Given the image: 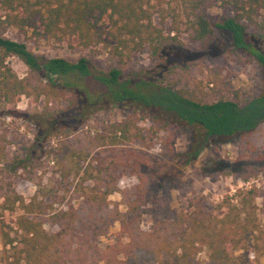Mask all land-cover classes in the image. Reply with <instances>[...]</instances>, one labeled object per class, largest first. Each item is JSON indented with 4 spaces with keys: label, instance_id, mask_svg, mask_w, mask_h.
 Instances as JSON below:
<instances>
[{
    "label": "trees",
    "instance_id": "obj_1",
    "mask_svg": "<svg viewBox=\"0 0 264 264\" xmlns=\"http://www.w3.org/2000/svg\"><path fill=\"white\" fill-rule=\"evenodd\" d=\"M218 1L230 14L211 24L205 13L210 0H0V111L12 114L21 96L35 101L45 96L48 104L50 98L63 96V87L72 86V77L77 75L112 88L115 103L135 104V108L152 111L153 119L164 124L174 119L190 127L194 139L190 150L184 153L187 163L199 155L212 137L226 141L253 132L264 122V94L243 105L224 98L204 101L186 85H180L178 78L167 80L173 65L163 71L166 48L170 43H179L176 34L181 29L203 46L216 32L228 34L232 49L249 54L264 71V0ZM37 24L44 35L75 37L83 47L109 40L110 52L120 62L147 46L158 61L161 74H134L121 80L118 67L94 74L85 57L70 61L37 56L24 41L5 35L10 26L24 30ZM10 56L25 64L24 76H18L7 64ZM135 119L129 115L123 123L112 125L108 147L141 137L134 129ZM51 131L46 134L53 135ZM57 132L54 129V135ZM79 133L78 147L72 154L85 158L93 151L99 153L90 156L88 168L83 169L74 186L73 192L80 201L53 207L60 202L20 200L23 213L15 218L16 236L4 230L10 224L0 214L2 264H264L259 259L264 255V222L257 214L256 198L261 197L257 188L240 190L236 202L212 207L191 204L189 211L175 219L156 221L145 230L138 212L146 197L140 170L145 157L131 150L103 157L107 149L103 136L83 130ZM91 159L97 161L95 166ZM127 176L138 180L119 188V180ZM88 180L92 184L84 183ZM114 192L120 193L119 202L109 199ZM13 193V202L0 207L10 208L19 200L18 194ZM119 204L126 210L121 211ZM111 219L119 221V236L126 237V241L119 237L116 243L101 250L98 237L104 234ZM45 224L55 229L48 230ZM203 249L206 259L201 261L199 253Z\"/></svg>",
    "mask_w": 264,
    "mask_h": 264
},
{
    "label": "rangeland",
    "instance_id": "obj_2",
    "mask_svg": "<svg viewBox=\"0 0 264 264\" xmlns=\"http://www.w3.org/2000/svg\"><path fill=\"white\" fill-rule=\"evenodd\" d=\"M205 13L211 24L230 14L222 9L218 0H210ZM42 30L39 24L24 30L10 26L5 35L24 41L37 56L63 57L70 61L85 57L94 74L118 67L121 80L134 74L158 76V61L150 55L147 46L120 62L110 52L109 40L83 47L75 37L60 33L48 36ZM176 37L179 43H170L164 53L163 71L169 65L174 66L167 80L178 78L176 81L180 85H186L199 98L209 102L224 98L243 105L264 94L263 68L249 54L234 51L228 34L216 32L205 46L183 29ZM7 64L20 77L27 72L25 64L16 56L8 57ZM72 81V86L63 87V96L50 98L48 104L45 96L37 101L21 96L12 114L0 111V205L8 206L13 202L16 198L13 192L19 199L10 208L0 207V214L10 224L3 228L11 236H16L15 218L23 213L20 200L24 203L32 198L60 202L53 207L76 205L80 201L73 192L74 186L83 169L88 168L90 156L99 155L97 150L86 154L85 158L72 154L77 150L76 136L80 135V130L103 136L107 148L103 157L114 153L123 155L129 150L145 157L140 170L146 197L138 208L143 229L147 230L156 221L175 219L180 213L189 211L191 204L212 207L221 202H236L240 190L250 187L257 188L261 194L256 198L257 214L264 222V122L253 132L238 134L226 141L212 137L199 155L187 163L184 153L190 150L194 139L190 127L174 119L164 124L153 119L152 111L135 108V104L115 103L112 88L90 77L74 75ZM129 115L136 117L134 129L141 137L115 148L108 147L112 125L123 123ZM49 129L53 132L51 136L46 134ZM54 129L59 130V134L54 135ZM134 129L132 127L131 132ZM18 159L24 162H16ZM20 164L25 166L18 168ZM91 164L95 166L97 161L91 159ZM137 180L136 176L122 177L118 187L133 185ZM109 199L119 202L121 195L114 192ZM119 209L125 211L126 207L119 204ZM45 227L55 229L49 224ZM119 228L117 219L109 221L104 234L98 237L99 249L116 243L119 237L120 241H126V237L119 236ZM3 250L0 238V264ZM199 257L201 261L206 259L205 249ZM259 259L264 262V255Z\"/></svg>",
    "mask_w": 264,
    "mask_h": 264
}]
</instances>
